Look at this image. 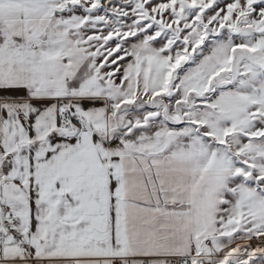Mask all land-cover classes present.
I'll return each mask as SVG.
<instances>
[{"label":"snow or ice","instance_id":"snow-or-ice-1","mask_svg":"<svg viewBox=\"0 0 264 264\" xmlns=\"http://www.w3.org/2000/svg\"><path fill=\"white\" fill-rule=\"evenodd\" d=\"M0 264H264V0H0Z\"/></svg>","mask_w":264,"mask_h":264}]
</instances>
